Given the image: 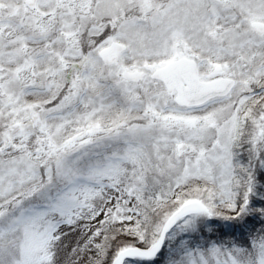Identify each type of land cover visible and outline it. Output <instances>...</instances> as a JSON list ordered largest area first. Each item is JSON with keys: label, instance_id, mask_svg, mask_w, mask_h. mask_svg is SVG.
<instances>
[{"label": "snow or ice", "instance_id": "1", "mask_svg": "<svg viewBox=\"0 0 264 264\" xmlns=\"http://www.w3.org/2000/svg\"><path fill=\"white\" fill-rule=\"evenodd\" d=\"M0 264H264V0H0Z\"/></svg>", "mask_w": 264, "mask_h": 264}]
</instances>
